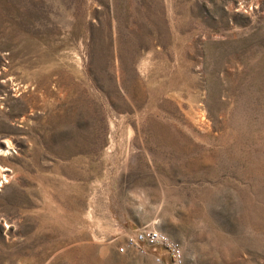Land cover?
Masks as SVG:
<instances>
[{"label":"rangeland","instance_id":"1","mask_svg":"<svg viewBox=\"0 0 264 264\" xmlns=\"http://www.w3.org/2000/svg\"><path fill=\"white\" fill-rule=\"evenodd\" d=\"M4 141L0 264H264V0H0Z\"/></svg>","mask_w":264,"mask_h":264},{"label":"built area","instance_id":"2","mask_svg":"<svg viewBox=\"0 0 264 264\" xmlns=\"http://www.w3.org/2000/svg\"><path fill=\"white\" fill-rule=\"evenodd\" d=\"M128 246L146 245L148 247H160L169 256L171 264H181L180 254L176 246L170 244L162 235L154 230L144 227L135 231L132 238L127 239ZM119 253L123 249H118Z\"/></svg>","mask_w":264,"mask_h":264},{"label":"bare ground","instance_id":"3","mask_svg":"<svg viewBox=\"0 0 264 264\" xmlns=\"http://www.w3.org/2000/svg\"><path fill=\"white\" fill-rule=\"evenodd\" d=\"M8 141H4V142H0V144L1 145H3L4 146V148H3V150L2 151H0V152H4V150L5 149H8L9 147H8V143H7ZM6 151V150H5ZM8 171L7 170H4V169H0V178H5V173H7ZM7 177V176H6ZM6 179V178H5ZM1 180V179H0ZM6 181L5 180H3V182L2 183H5Z\"/></svg>","mask_w":264,"mask_h":264}]
</instances>
